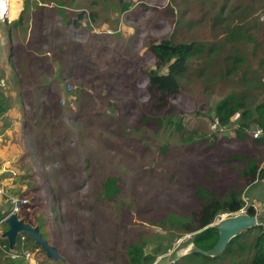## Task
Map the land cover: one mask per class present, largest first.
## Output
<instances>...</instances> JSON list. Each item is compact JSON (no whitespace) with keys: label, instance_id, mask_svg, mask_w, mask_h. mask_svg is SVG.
<instances>
[{"label":"rangeland","instance_id":"obj_1","mask_svg":"<svg viewBox=\"0 0 264 264\" xmlns=\"http://www.w3.org/2000/svg\"><path fill=\"white\" fill-rule=\"evenodd\" d=\"M232 1H7L5 13H0V69L6 70V74L0 72V123L2 128L9 124L8 130L14 126L17 143L26 155L20 189L31 191L23 197L26 207L21 214L31 211L29 206H38L37 215L51 220L54 234L62 228L59 239L63 245L77 238L66 234L72 228L83 238V224L91 223V231L93 224L96 226L95 232L86 234L85 242L61 248V261L49 260L34 249L35 264H178L188 255L185 253L194 234L182 232L179 220L198 201L194 185L201 183L210 189L204 184L208 180L214 194H223L242 182V160L235 161L228 150V142L238 139L234 132L238 115L219 130L213 110L225 97L247 93L248 86L256 88L255 84L244 83L243 74L264 79V17L251 30L248 20L240 26L235 19L233 23H221L233 19L242 9L248 10L240 15L243 19L246 14L260 16L264 0H236L242 1V9L231 13ZM224 6L226 9L220 12ZM234 26L239 30L231 33ZM165 39L193 42L196 51L188 60L171 107L154 112L145 96L146 80L140 78L153 68L148 42ZM8 49L13 50L9 59ZM33 59L39 61V70L30 74ZM81 90L84 94L77 95ZM258 92L253 89L255 98L251 100L260 98ZM17 94L19 102L14 98ZM23 103L43 104L48 111L42 116L43 123L56 118L54 108L64 116L79 115L73 124L65 118L56 121L71 129L58 147L65 154L52 160L64 163L71 152L67 143L72 139L77 163L85 154L99 152L102 168L81 172L82 168H45L44 163L40 164L42 168L37 167L40 160L33 153L49 141L41 143L38 134L33 137L37 128L32 118L25 123L26 128L25 124L20 127L22 110H32L28 106L25 109ZM101 120L112 134L98 128L96 122ZM88 122L91 125L86 127L84 123ZM41 132L45 139L39 138L46 140L49 130ZM4 136L0 128V139ZM75 136L82 137V143ZM10 148L15 150V145ZM232 166L238 167L235 172ZM198 168L213 169L203 180ZM107 177L119 178V192L113 197L105 195ZM71 194L83 201L78 205L69 198ZM85 204L92 212L81 210ZM8 213L9 209L6 216ZM60 214L68 218V223L58 225L55 219ZM224 216L229 214L220 215L215 222ZM3 219L2 231L7 228ZM48 229L43 228L44 234ZM19 236L17 241L22 239ZM31 246L29 240L8 249L32 252ZM132 246L141 247V255ZM4 255L0 253V261ZM14 261L27 263L23 258ZM187 261L183 264H191L194 259L189 257Z\"/></svg>","mask_w":264,"mask_h":264},{"label":"trees","instance_id":"obj_2","mask_svg":"<svg viewBox=\"0 0 264 264\" xmlns=\"http://www.w3.org/2000/svg\"><path fill=\"white\" fill-rule=\"evenodd\" d=\"M242 2V1H241ZM236 0L231 2L232 7L228 10V12L233 13L234 10L240 8L242 3ZM247 1H245L246 3ZM239 5L238 7L235 5ZM260 8L261 13L256 16H252L250 14H246L245 19L241 18L240 15L248 12L247 9H242V12L239 14H234V18L231 20L223 19L221 23L228 22L233 23V20H237L239 22L238 26L242 25L244 20H248V27L251 30L255 28V23L259 22L260 17H264V4ZM226 9L220 8V12H223ZM254 8H251L253 10ZM259 9V8H258ZM220 15H222L220 13ZM238 26H234L231 29V33L234 30H239ZM8 31V30H4ZM244 37V34L241 35ZM147 52L153 57V68H150L146 74L144 75L146 83L144 89L146 90V97L149 100L151 109L156 111H163L165 109H169L171 107V103L176 96L179 94L181 89L180 80L185 75L188 69V60L193 55L196 49L194 48L193 42L187 43H174L169 39H165L160 42H148L147 44ZM2 48H0V54L2 53ZM10 51L13 50L8 49V59L11 58ZM32 53V51H31ZM33 54V53H32ZM12 55V54H11ZM34 55V54H33ZM205 55V54H204ZM39 61L33 59L31 61L30 66V74H34L39 70ZM262 67V63L260 64ZM245 76V84L251 85L255 84L254 86H248V92L240 94H231L228 97H225L224 100L218 102L214 108V114L218 119V129L222 130V127H226L229 125L231 118L238 115V128L234 129L235 138H238L236 142H228L231 147L228 149L232 157L235 161L239 159L242 160L243 167L240 170V176L242 178V182H239L238 186L236 185L231 186L229 189L225 190L223 194H214V188L212 187V183L208 180H204V176L207 174L210 169L213 168H198L197 170L200 171V176L204 180L205 185L211 186L209 189L208 187L200 184L194 185V196L197 198V203L193 206V208L188 212L186 216H184L181 220H179V225L182 227V232L184 233H193L192 237V244L195 245L197 248L202 250H209L213 247L216 243L218 238L217 230L212 227L211 225L215 222L216 219L223 214L233 215L239 212L241 209H244L245 213L251 216L255 214V208L250 204H245L244 201V192L245 190L252 185L256 180H259L264 177V168H262V162L264 161V79L260 80V78H254L252 76H248L247 74H243ZM253 89H258L260 98L257 101L251 100L254 97ZM84 94V91L81 90L77 92V95ZM16 102L20 101V96L17 94L15 97ZM49 99V97H47ZM146 99V100H147ZM36 104V103H35ZM25 109L31 107L32 110L30 112H25L22 110V120H19L20 127L27 122L29 118L33 119V125L36 129L35 133L33 131V137L35 135H39L43 139H45V135L41 132L44 130H49V135L46 140H41L38 136L37 140H40L41 143L45 141H49V144L44 145L43 148H38L34 153L33 156L38 157L40 163L37 164V167L42 168L40 164H43L45 168L50 165H53L57 168H82L81 172H84L88 168H102V164L99 162L100 154L99 152L85 154L82 157L80 163L76 162L74 154L76 153V148L73 146L74 142L72 139L68 141V145L71 146V152L69 156L66 158L64 163L58 162L54 158H60V155H64L63 148L58 150V147L65 142V134L68 135L70 132L71 127H68L66 123H56V121L65 118L69 123H74L78 120V116L76 117L73 115L64 116L60 112L59 109L54 108L57 111L56 118L51 122H42V116L47 114V110L43 104H36L35 106L30 105L28 103H23ZM214 115V116H215ZM104 120V119H103ZM103 120L96 122L98 128L100 130L105 131L106 133L112 134L108 129L107 125L103 122ZM170 124V121H167ZM86 127L91 125V122L84 123ZM178 127V125H175ZM27 127L26 124L24 126ZM28 129V128H27ZM254 138L251 136V131ZM32 130H29V136ZM258 132V133H257ZM60 133H63L64 136L60 138ZM256 134V135H255ZM47 136V135H46ZM76 137V136H75ZM78 139V143H82V137H76ZM36 139H33L35 143L37 142ZM19 141V139H18ZM214 148L215 146L212 145ZM217 147V146H216ZM215 147V148H216ZM22 153L20 155V162L24 163L25 158V151L21 148ZM44 152H46L45 155ZM23 168V165H22ZM237 166H232L230 168L233 172L237 170ZM90 177V172L88 173ZM94 173L92 175V178ZM193 176L196 177L197 173L194 172ZM24 179V175L21 177V181ZM87 181V180H85ZM91 180V185H92ZM119 178L118 177H107L104 183V191L105 195L108 197H113L119 192ZM21 183V182H20ZM35 189V188H34ZM73 190H75L73 188ZM31 190H27V188L22 191L20 194V198L29 195ZM76 191V190H75ZM96 188L93 192L95 197L99 194L95 193ZM58 196L62 198L61 194L58 193ZM59 198V200H61ZM69 198L72 201L76 200V203L79 205L83 199H80V196L77 194H71ZM25 199V198H23ZM26 207L23 206L19 211L18 215L22 218L25 222L32 226H37L39 231L42 233V236L47 240V242L54 246L58 252L60 253L61 248L66 249L68 244H76L81 241L86 240V234L88 232H95L96 226L93 224V230L89 229V226L83 224L81 228H85V236L82 238V234L72 228L69 232H66L67 235H73L77 237L72 239L68 244H62L61 239L59 237L62 235V228L58 230V234L53 233V229L50 226V221L43 220L41 215L38 214V206H29L31 211L24 212L21 214L22 210ZM59 210L62 209V206L58 208ZM85 212H92V209H86V204L81 209ZM74 213L76 210H72ZM6 215V213H5ZM5 215L0 216V220L5 217ZM94 215V214H93ZM58 225H64L68 223V218L62 214H60L57 219H55ZM259 222V221H258ZM263 222V221H261ZM48 226L49 229L44 234L42 231L44 227ZM97 232L95 233V235ZM1 235V233H0ZM24 237V241H17V244H23L26 241H29L27 237ZM21 236H19L21 238ZM90 236V235H88ZM91 237V236H90ZM96 240V237H94ZM31 241V240H30ZM32 242V241H31ZM0 244L6 245V250L8 251V244L5 239H2L0 236ZM135 252H139L141 255L140 249L141 247L132 246ZM41 251V250H40ZM4 253L3 250L0 249V253ZM61 255V254H60ZM62 256V255H61ZM63 257V256H62ZM189 257H193L194 261L191 264H264V233L262 232L260 226H254L251 229H248L244 232H241L235 238L229 241L225 250L218 255L215 256H204L198 253H191L183 258H181L178 264H183L184 262H188L187 260ZM13 260V259H12ZM61 261V260H58ZM1 263H10L11 258L7 255H4V259L0 261Z\"/></svg>","mask_w":264,"mask_h":264},{"label":"water","instance_id":"obj_3","mask_svg":"<svg viewBox=\"0 0 264 264\" xmlns=\"http://www.w3.org/2000/svg\"><path fill=\"white\" fill-rule=\"evenodd\" d=\"M7 211V205L5 206ZM260 218L257 215L251 216L246 213H237L224 216L214 222L211 226L217 230L218 238L216 243L209 250H202L191 244L187 253H198L204 256H215L223 252L230 240L235 238L241 232L257 226ZM7 228L1 232V237L6 240L10 250L14 249L19 235H25L32 241V248L41 250L44 256L52 261L63 260L58 250L50 245L42 236L37 226H32L19 217L17 213H8L3 219Z\"/></svg>","mask_w":264,"mask_h":264},{"label":"crops","instance_id":"obj_4","mask_svg":"<svg viewBox=\"0 0 264 264\" xmlns=\"http://www.w3.org/2000/svg\"><path fill=\"white\" fill-rule=\"evenodd\" d=\"M0 72L6 74V70L4 69H0ZM2 125L3 123H0V128L3 130V133L5 132V136L3 139H0V216H4L5 213H7V211L5 210L6 205L7 209H9L7 197L15 196L16 194H18L16 196L20 197L22 191L26 189L24 187L20 189V182H22L21 177L24 175V171L22 169L23 163L20 162V155L22 153V150L20 145L17 143L18 136L16 138V131L14 126L13 130H8L11 127L9 126V124H5L3 128ZM11 144L15 145V150L13 151L12 148H10ZM261 167L264 168V161L262 162ZM6 169H8L9 172ZM14 170L16 171V174L12 175L10 172ZM244 201L246 205L250 204L255 208V214L260 218V220L258 221L264 222V177L256 180L245 190ZM1 232L3 231L0 229V233ZM34 249L35 248H32L33 251ZM35 255L34 252L31 254L33 260H35ZM11 262H13V264H18L14 261V259H11Z\"/></svg>","mask_w":264,"mask_h":264},{"label":"built area","instance_id":"obj_5","mask_svg":"<svg viewBox=\"0 0 264 264\" xmlns=\"http://www.w3.org/2000/svg\"><path fill=\"white\" fill-rule=\"evenodd\" d=\"M1 13V11H0ZM71 89V86L68 85V90ZM8 171V169H6ZM9 172V171H8ZM12 175L16 174V171H12L10 172ZM7 203L9 205V213H18L21 208L26 204V200L23 198H20L18 196H8L7 197ZM237 213H245L244 209H241L239 212ZM235 213V214H237ZM257 226H260L262 232L264 233V222H257ZM22 239H24L23 236H21ZM0 249L4 251V253L6 255H8L11 259H17V258H23L27 264H34V260L31 256V254L34 252H30L29 250L26 251H22L21 253L14 251H10V250H6V245L5 244H0Z\"/></svg>","mask_w":264,"mask_h":264},{"label":"bare ground","instance_id":"obj_6","mask_svg":"<svg viewBox=\"0 0 264 264\" xmlns=\"http://www.w3.org/2000/svg\"><path fill=\"white\" fill-rule=\"evenodd\" d=\"M7 1H9V0H0V11L2 12V14L5 13V6L7 4Z\"/></svg>","mask_w":264,"mask_h":264},{"label":"clouds","instance_id":"obj_7","mask_svg":"<svg viewBox=\"0 0 264 264\" xmlns=\"http://www.w3.org/2000/svg\"><path fill=\"white\" fill-rule=\"evenodd\" d=\"M15 196H16V195H15ZM18 197H19V196H18ZM18 213H19V212H18ZM18 213H17V214H18ZM0 236H1V235H0ZM20 236H21V235H20ZM24 236H25V235H24ZM1 238H2V237H1ZM2 239H3V238H2ZM17 239H18V238H17ZM16 244H17V243H16ZM15 246H16V245H15Z\"/></svg>","mask_w":264,"mask_h":264}]
</instances>
